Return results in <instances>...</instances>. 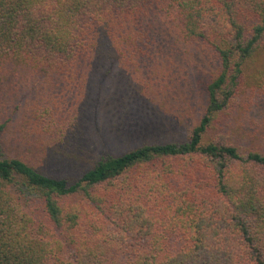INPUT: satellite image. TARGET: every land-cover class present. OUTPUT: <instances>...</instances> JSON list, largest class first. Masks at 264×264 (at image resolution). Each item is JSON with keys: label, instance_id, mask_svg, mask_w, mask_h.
I'll return each instance as SVG.
<instances>
[{"label": "trees", "instance_id": "trees-1", "mask_svg": "<svg viewBox=\"0 0 264 264\" xmlns=\"http://www.w3.org/2000/svg\"><path fill=\"white\" fill-rule=\"evenodd\" d=\"M155 12L219 60L201 119L184 141L72 178L0 158V264H264V145L230 130L245 85L264 88L262 70L246 76L264 50V0H0V69L72 73L106 38L143 54Z\"/></svg>", "mask_w": 264, "mask_h": 264}, {"label": "rangeland", "instance_id": "rangeland-1", "mask_svg": "<svg viewBox=\"0 0 264 264\" xmlns=\"http://www.w3.org/2000/svg\"><path fill=\"white\" fill-rule=\"evenodd\" d=\"M144 20L152 43L143 54L124 56L106 38L105 52L72 73L0 69V158L23 157L72 178L103 156L186 140L204 112L205 87L219 60L202 43L184 41L161 13ZM259 70L264 50L246 76ZM257 86L245 85L231 118L232 141L242 147L264 145V88Z\"/></svg>", "mask_w": 264, "mask_h": 264}]
</instances>
